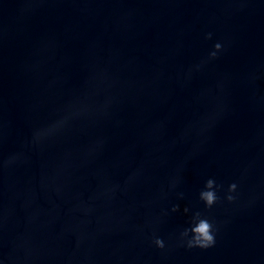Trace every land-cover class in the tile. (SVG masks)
<instances>
[{"label": "water", "instance_id": "obj_1", "mask_svg": "<svg viewBox=\"0 0 264 264\" xmlns=\"http://www.w3.org/2000/svg\"><path fill=\"white\" fill-rule=\"evenodd\" d=\"M0 260L264 264V0H0Z\"/></svg>", "mask_w": 264, "mask_h": 264}, {"label": "clouds", "instance_id": "obj_2", "mask_svg": "<svg viewBox=\"0 0 264 264\" xmlns=\"http://www.w3.org/2000/svg\"><path fill=\"white\" fill-rule=\"evenodd\" d=\"M212 35V32L206 33V36L209 38L212 37ZM223 47L224 42L222 40H216L212 49L209 51V57L218 56ZM173 187H175V183H173ZM238 187V181L236 180H232L228 183L225 193L227 200L234 201L237 199ZM223 188L224 185L218 182L214 175H209L204 180L203 187L199 190V199L204 202L205 207L211 208L218 200L221 199L219 190ZM177 195L182 198L184 193L180 191ZM171 207L173 211H176L180 208V204L173 203ZM183 211L185 213L190 211L188 205L185 204ZM188 219L189 223L185 225L179 233L183 243H186L188 247L199 246L203 248L213 246L216 243L218 225L213 219H210L199 209L192 212ZM153 242L159 248H164L166 246L164 237L160 235H154ZM0 264H3V260H0Z\"/></svg>", "mask_w": 264, "mask_h": 264}]
</instances>
